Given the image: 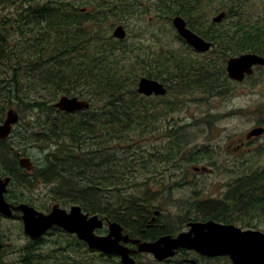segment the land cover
I'll return each mask as SVG.
<instances>
[{
	"label": "trees",
	"instance_id": "1",
	"mask_svg": "<svg viewBox=\"0 0 264 264\" xmlns=\"http://www.w3.org/2000/svg\"><path fill=\"white\" fill-rule=\"evenodd\" d=\"M121 1L114 3L116 6L98 4L88 10L70 0H0V119L7 107L27 104L36 118L29 136L36 142L45 141L50 148L44 163L28 178L16 173L8 145H1L0 173H9L13 183L25 187L32 186L31 179L40 180L51 186L53 199L58 198L63 205L78 203L97 213L122 207V200L143 196L133 190L137 184H131L133 179L127 176L143 161L134 146L152 125V111L161 102L140 95L138 79L142 75L157 80L174 78L171 89L178 97L185 95L178 92L180 88L189 91L185 78L194 71L184 57L170 51L146 59L133 48L132 56L124 45L126 38L104 34L101 25L112 8H121L124 14ZM216 3L161 0L157 11L169 21L173 15L186 18L188 27L205 36L209 30L201 25L212 22L198 19L204 7ZM250 47L240 44L242 50ZM63 94L86 99L90 105L73 113L58 111L53 102ZM169 105L176 108L179 104L173 101ZM170 146L164 155L153 152L147 160L156 158L170 164L173 149L177 151L175 144ZM96 160L100 163L94 164ZM257 167L241 171L222 197L207 198L202 208L209 214H223L226 222L250 223L245 216L264 217V167ZM130 187V192L123 193ZM143 190L148 193V188ZM231 211L239 215L234 217ZM29 253L32 264L43 263L45 254L36 250Z\"/></svg>",
	"mask_w": 264,
	"mask_h": 264
},
{
	"label": "rangeland",
	"instance_id": "2",
	"mask_svg": "<svg viewBox=\"0 0 264 264\" xmlns=\"http://www.w3.org/2000/svg\"><path fill=\"white\" fill-rule=\"evenodd\" d=\"M70 1L78 4L80 9L87 7L88 10H94L98 4L112 7L118 5L117 2L121 0ZM121 2H123L124 14L122 15L121 8H117V10L112 8V13L108 14L101 28L105 31L104 34L111 35L114 27L123 25L127 31V40L124 45L130 55H134L133 52H130L133 48L136 50L138 48L141 52L140 56L146 59L156 57L157 54L163 55L162 53L167 51L175 54L176 50L185 49L184 42L181 38L176 37L177 33L171 23L174 15L170 21L165 18L164 14H162L163 17L158 15L157 9L160 7L161 0H123ZM216 2V4L204 7L203 16L198 21H211V18L221 10H225L229 14L228 21L234 22L238 19V16L234 15L235 13L245 15L246 20L251 16V12L255 13L257 9L263 11L264 8V0H216ZM231 10L232 14H230ZM2 14L0 13V19ZM184 19L187 21L186 18ZM203 24L206 23L203 22ZM90 26L94 25L90 24ZM216 70L218 72L219 68L217 67ZM263 74L264 71H259L258 74L247 78L242 83L231 82L226 75L209 77L206 81L207 85L210 87L212 83L214 84L208 90L203 91L200 86L191 84L188 92L179 89L178 92L185 95L180 94L178 98L175 97L178 94L171 89V94L169 93L165 99L161 100L163 105L156 103L159 100L149 97L156 103L152 111L154 121L152 127H147L144 130V137L134 146V151L142 154L139 156H142L143 161L137 164V171L133 169V174L127 176V179H133L131 184H137L132 186L133 190L142 192L145 189L142 180L146 176H152L150 168H157L154 172L157 173V178L161 179L153 184V192L162 190L161 194H157L162 199L189 200L192 208L194 200L203 202L207 198L222 197L228 189L227 185L231 184L234 177L241 171L258 169L257 165L264 167V135L251 144L239 145L245 134L258 126L255 124H264ZM173 79L165 77L162 81L168 80L170 86ZM185 79L189 80L190 78L187 76ZM173 101L179 104L176 108L169 105ZM10 108H14L19 114L20 122L16 131L22 135L17 138L14 132L13 137H8L4 143L9 145L8 149L12 147L14 152L15 148L19 146L25 151V143L28 142L26 152L32 162L28 170V178H30L35 167L44 163L45 154L50 148L45 141L36 142L29 136L30 133L28 134V132H32L31 123L36 119L32 109L27 104H17ZM7 109L9 107L5 111ZM171 144L176 145L177 151L173 149L170 164L166 160L156 158L152 161L151 159L147 160L148 155L153 152L159 156L164 155L167 150L172 149ZM2 160L3 156L0 155V163ZM241 162H245L251 167L240 164ZM95 163H100V160L94 161ZM165 166L172 168L163 172L160 168ZM70 178L73 179L71 176ZM31 180V187L13 183L9 187L7 198L10 199L15 195L19 198L23 197L41 208L55 203L62 205L58 198L53 199L52 193L49 191L50 185L40 180ZM180 181L181 183H179ZM161 184H171V187L165 191ZM130 189L131 187L123 190V193L130 192ZM142 194H145L144 190L139 195ZM172 207L171 205L167 208L174 212ZM232 212L234 217L239 215L238 212ZM244 219L249 220L250 223L232 222L237 226L264 232V217L245 216ZM21 230L20 223L17 221L0 219L1 236H4V231L13 232L12 235H15ZM17 237L18 234L16 238L11 239L16 246L19 245L16 242ZM94 260L93 264L104 262L99 257H95Z\"/></svg>",
	"mask_w": 264,
	"mask_h": 264
},
{
	"label": "flooded vegetation",
	"instance_id": "3",
	"mask_svg": "<svg viewBox=\"0 0 264 264\" xmlns=\"http://www.w3.org/2000/svg\"><path fill=\"white\" fill-rule=\"evenodd\" d=\"M221 11H223L225 15L220 22L201 25L203 29L209 30L205 33V36L197 33L204 40L211 43L206 51H198L182 40L185 49L176 50L175 53L180 57H184L188 64L192 66V69H194V71L187 73L190 79L186 80V83L200 86L203 91L210 88L206 82L209 77L226 75L231 82L242 83L247 78L258 74L259 71H264V64L253 65L252 73L250 75H245L244 79L240 82L231 80L226 72V62L231 57L239 56L243 53H251L264 58V8L263 11L257 9L255 13L251 12V16L246 20L245 15L238 14V19L234 22L228 21L229 14H227L225 10ZM242 42L251 46L250 49H240V44ZM156 56L160 57V54ZM200 67L204 69L197 71ZM217 67L219 68L218 72L216 70ZM158 81L164 85L166 93L164 95H149L145 97H152L161 102L169 93L171 94V87L175 79H173V83L170 86L167 82L168 80ZM213 84L214 83H212L211 86ZM4 118L5 113L2 119H0V124L3 123ZM19 122L20 118L11 126L10 134L4 138H0V146H5L6 143L4 142L8 137H11L14 132L17 138L22 135L18 134L16 131ZM255 125L264 128V124L262 123ZM263 135L264 132L258 136L248 137L246 133L239 145L246 146L247 144H251ZM26 145H28V142L25 143V151H23L20 146L15 148L16 150L14 152L13 148L9 147L10 151H8L9 155L13 158L15 164L14 169L21 177H28V155L26 152L28 146ZM247 152L250 151L247 150ZM22 164L26 166L23 167ZM171 168V166H165L160 169L165 172V170H170ZM156 169L157 168H150V170L153 171L152 176H146L142 180L143 185L148 188V193L144 194L143 197L122 200V207H117L116 209L109 207L104 213H97L92 209L86 211L78 203L68 202L66 205H61L60 203L55 204L66 212H69L73 205H79L82 213L86 214L87 218L92 215H97L102 221V224L99 228L93 229L92 233L94 235H108L110 233V224L117 223L121 228V234L127 235L125 239L118 237L117 244L122 246L128 256L133 260L130 264H232L228 255L205 254L185 244L182 245L183 243L181 244L179 242V235L189 232L192 223L213 221L221 225L235 224L226 222L222 216L223 214H209L206 209L202 208V201L199 202L194 200L191 208V204L188 202L189 200H172L158 197L157 194H161L163 191L156 190L155 193L153 192V184L161 179L157 178L158 175L154 172ZM144 170L148 169L145 168ZM0 176H2V178L10 177L11 179L4 193L6 202L10 204L11 215L6 217L0 213V219L17 221L20 223L22 229L21 232L15 235H12L13 232L4 231V236H0V264H32V254L29 253V250L45 252L42 253L43 255L45 254L42 264H93L95 257L104 260L102 264H125L121 261L120 255L114 252L104 253L95 248H91L86 241L80 239L75 233H70L57 225H52L39 237H32L25 233L22 213L21 211L15 210L17 205L24 203L32 206L36 211L48 214L55 204L41 208L36 206L33 202L28 201V199L23 197L19 198L16 195L8 199L9 187L14 180L13 176L9 173H0ZM179 183H181V181ZM161 186L167 191L170 189L171 184H161ZM60 202L62 201L60 200ZM171 205L173 206L172 208H174V212H172L170 208H167ZM220 210L224 211L223 207H221ZM235 226L241 230L251 229L244 226ZM17 234L18 237L16 242L19 243L18 246L11 240L16 238ZM112 238L114 237L112 236Z\"/></svg>",
	"mask_w": 264,
	"mask_h": 264
},
{
	"label": "water",
	"instance_id": "4",
	"mask_svg": "<svg viewBox=\"0 0 264 264\" xmlns=\"http://www.w3.org/2000/svg\"><path fill=\"white\" fill-rule=\"evenodd\" d=\"M224 15L223 11L217 13L211 18V22H220ZM171 23L177 34L196 50L206 51L210 47L211 43L188 28L186 21L180 15L173 16ZM111 35L113 38L121 40L126 37V30L124 26L118 25L113 28ZM256 64L263 65L264 58L251 53L231 57L226 62L227 76L231 80L240 82L245 75L252 73V66ZM137 92L145 96L164 95L166 88L158 80L140 77L137 82ZM53 107L59 111L71 113L87 109L89 102L76 96L61 95L55 100ZM17 121L16 111L9 108L5 113L3 123L0 124V138L8 136L11 126ZM263 131V127H255L247 133V136H258ZM22 166L25 167L26 165L22 164ZM27 167L28 170L31 167L29 159ZM7 184L8 178L0 177V213L9 217L11 215L10 204L6 202L4 197ZM15 210L21 211L24 231L32 237H39L52 225H57L70 233H75L80 239L86 241L91 248L104 253L114 252L120 255L121 261L125 264H130L133 261L123 247L117 244L120 237L127 238V235L121 234L120 226L117 223H111L108 235H94L92 233L93 229L99 228L102 221L97 215L87 218V215L82 213L79 205H73L70 211L66 212L55 204L48 214H44L36 211L30 205L20 203L15 207ZM178 239H180L181 244L183 243L182 245L185 244L205 254L228 255L232 264H264V232L260 230H241L232 224L221 225L213 221H207L205 223H192L190 231L179 235Z\"/></svg>",
	"mask_w": 264,
	"mask_h": 264
},
{
	"label": "bare ground",
	"instance_id": "5",
	"mask_svg": "<svg viewBox=\"0 0 264 264\" xmlns=\"http://www.w3.org/2000/svg\"><path fill=\"white\" fill-rule=\"evenodd\" d=\"M89 102V101H88ZM90 103V102H89ZM29 159V158H28ZM30 160V159H29ZM0 177H2V176H0ZM5 178H8V185H9V183H10V177H5ZM22 181V180H21Z\"/></svg>",
	"mask_w": 264,
	"mask_h": 264
}]
</instances>
